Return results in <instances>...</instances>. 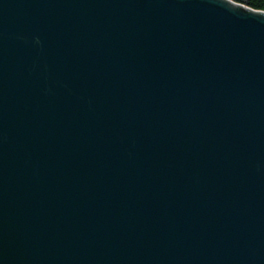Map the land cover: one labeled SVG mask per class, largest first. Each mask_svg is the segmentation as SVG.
<instances>
[{
  "label": "water",
  "instance_id": "95a60500",
  "mask_svg": "<svg viewBox=\"0 0 264 264\" xmlns=\"http://www.w3.org/2000/svg\"><path fill=\"white\" fill-rule=\"evenodd\" d=\"M0 264H264V12L0 0Z\"/></svg>",
  "mask_w": 264,
  "mask_h": 264
},
{
  "label": "trees",
  "instance_id": "16d2710c",
  "mask_svg": "<svg viewBox=\"0 0 264 264\" xmlns=\"http://www.w3.org/2000/svg\"><path fill=\"white\" fill-rule=\"evenodd\" d=\"M241 3H245L252 8L264 10V0H236Z\"/></svg>",
  "mask_w": 264,
  "mask_h": 264
},
{
  "label": "bare ground",
  "instance_id": "6f19581e",
  "mask_svg": "<svg viewBox=\"0 0 264 264\" xmlns=\"http://www.w3.org/2000/svg\"><path fill=\"white\" fill-rule=\"evenodd\" d=\"M230 1L235 2V3L239 4V5L244 6V7L250 8V9H254V10H257V11H260V12H264V10H262V9H255V8H252V7H250L249 5H247V4H245V3L238 2V1H236V0H230Z\"/></svg>",
  "mask_w": 264,
  "mask_h": 264
}]
</instances>
